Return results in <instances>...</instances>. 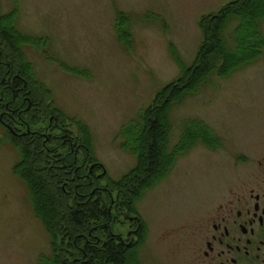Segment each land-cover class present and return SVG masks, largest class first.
Returning <instances> with one entry per match:
<instances>
[{"label":"rangeland","instance_id":"1","mask_svg":"<svg viewBox=\"0 0 264 264\" xmlns=\"http://www.w3.org/2000/svg\"><path fill=\"white\" fill-rule=\"evenodd\" d=\"M233 1L0 3L2 14L19 9L21 31L48 38L43 51L27 47L26 58L52 91L56 105L89 126L96 158L113 180H119L136 165V157L121 148V128L137 120L156 94L181 74L170 44L185 66H192L203 39L201 17L218 13ZM118 12L132 18L134 44L128 51L115 28ZM262 31L264 34V21ZM44 52L55 61L86 70L87 77L69 74ZM193 119L208 123L223 139V146L211 150L196 145L137 203L147 226L146 241L140 248L143 264H188L186 240L191 216L236 170L234 162L240 153L249 155L264 145V55L229 78L213 79L198 94L174 106L170 113L171 145L179 141L185 123ZM18 161L19 152L0 124V264H40L41 256L51 254V239L33 211L26 184L13 171ZM127 232L128 225L114 231L124 233V239Z\"/></svg>","mask_w":264,"mask_h":264},{"label":"trees","instance_id":"2","mask_svg":"<svg viewBox=\"0 0 264 264\" xmlns=\"http://www.w3.org/2000/svg\"><path fill=\"white\" fill-rule=\"evenodd\" d=\"M18 20V8L2 14L0 3V124L19 152L13 171L26 184L33 211L51 239V254L41 256L40 264H143L139 249L147 226L137 203L196 145L211 150L223 146V139L199 119L188 120L179 141L171 145V110L213 79L229 78L263 57L264 0H236L202 16V44L190 67L170 44L181 74L137 120L121 128V148L136 157V165L119 180L96 158L89 126L56 105L52 91L28 62L25 49L43 51L48 38L24 33ZM131 23L130 15L117 13L115 28L127 51L134 44ZM55 62L71 75L87 77L86 70ZM122 215L140 217L144 225L139 242L131 246L111 233L113 225L132 223Z\"/></svg>","mask_w":264,"mask_h":264},{"label":"flooded vegetation","instance_id":"3","mask_svg":"<svg viewBox=\"0 0 264 264\" xmlns=\"http://www.w3.org/2000/svg\"><path fill=\"white\" fill-rule=\"evenodd\" d=\"M236 160V170L191 216L186 240L188 264H264V145L249 155L240 153ZM122 216L132 223L113 225L116 229L111 233L131 246L139 242L144 225L140 217ZM127 225L125 239V232L114 234L117 227Z\"/></svg>","mask_w":264,"mask_h":264}]
</instances>
